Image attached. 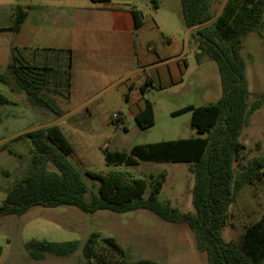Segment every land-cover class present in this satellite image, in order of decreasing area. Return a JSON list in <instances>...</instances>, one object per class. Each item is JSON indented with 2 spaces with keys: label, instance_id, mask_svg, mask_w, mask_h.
I'll use <instances>...</instances> for the list:
<instances>
[{
  "label": "trees",
  "instance_id": "1",
  "mask_svg": "<svg viewBox=\"0 0 264 264\" xmlns=\"http://www.w3.org/2000/svg\"><path fill=\"white\" fill-rule=\"evenodd\" d=\"M105 4L111 0H90ZM213 0H180L184 24L193 28L198 51L195 59L206 56L216 62L221 84L217 102L194 106L187 105L170 113L175 117L190 113V125L198 136L133 145L129 150L102 149L108 166H136L140 161L189 163L193 175L192 204L194 212H183L159 200L165 173L157 176L134 177L127 172L111 171L106 174L85 170L83 173L70 161L73 148L57 125L37 128L17 135L12 141L28 139L31 144L30 165L22 178L15 181L0 205V217L22 215L30 208L74 206L86 213L109 210L125 213L145 209L170 223H182L191 229L196 249L206 255L208 264H264V214L246 225L236 240H224L223 229L229 225L230 207L238 193L248 184L264 182V155L241 163L245 146L240 141L251 115L264 103V97L250 101L247 64L242 52V38L259 31L263 24L264 0H227L215 18ZM11 24L2 31L18 32L29 7L12 8ZM129 12L133 29L141 26L143 14L131 6ZM18 48L12 50L5 73H0V85L10 84V77L18 87L28 82L37 85L45 66L20 63ZM70 67L71 54L68 51ZM64 76L68 93L69 72ZM147 87V84H146ZM145 88V87H144ZM137 89L134 95H142ZM37 102L60 116L57 106L39 96L38 91L28 92ZM67 97V96H66ZM11 103L0 92V105ZM137 125L148 128L154 125L153 104L146 100L141 112L135 115ZM118 126L120 118L113 120ZM258 146V145H257ZM3 144L1 149H6ZM84 176L97 181L98 189L89 200ZM77 240L52 242L32 239L26 244L30 258L39 261L45 254L68 256L78 249ZM2 247L0 246V255ZM83 264H159L150 259H128L113 237L92 231L82 246Z\"/></svg>",
  "mask_w": 264,
  "mask_h": 264
},
{
  "label": "rangeland",
  "instance_id": "2",
  "mask_svg": "<svg viewBox=\"0 0 264 264\" xmlns=\"http://www.w3.org/2000/svg\"><path fill=\"white\" fill-rule=\"evenodd\" d=\"M111 1L134 6L144 16H151L162 25L172 17L170 10L181 6L180 0ZM226 1L213 0L214 15L220 14ZM84 3H89V0H0V27L11 24L12 8L16 5L29 7L30 11L41 9L43 4L60 10ZM164 27L167 31V26ZM173 29L171 28L177 35V28ZM242 45L247 64L250 101H254L264 97V17L259 31L243 36ZM187 61L183 83L147 94L148 100H153L155 124L142 129L134 119L124 117L127 131H117L107 146L109 149L129 150L133 145L163 141L167 137L179 139L198 136L190 125L189 112L175 117L170 113L187 105L199 106L217 102L221 95L220 76L216 62L206 56L197 62L194 54L189 53ZM50 78H58V95L39 96L61 107L67 98L65 78L62 76L59 81L58 73L50 75ZM0 92L11 100L9 104L0 105L1 205L8 190L15 181L23 177L30 165L29 140H12L19 134L34 130L31 127L42 123L40 111L45 107L37 102L35 96L36 99L30 95H20L19 87L12 77L9 85H0ZM240 141L245 146L242 164H246L253 157L264 155V103L251 115ZM3 144H7L6 149H1ZM78 156L81 159V155ZM69 159L82 173L85 170L102 174L120 171L134 177H148L163 172L165 181L158 195L159 200L170 203L180 211L194 212L191 192L193 175L189 171V163L140 161L136 166H108L103 154L94 151L86 160L83 158L77 161L72 156ZM84 180L88 187L85 198L89 200L97 192L98 182L87 176H84ZM263 214L264 182L244 186L230 207L229 225L222 231L223 239H238L244 227L258 220ZM92 231H100L103 236L114 237L125 245H149L151 252L159 254L165 264H208L206 255L196 249L193 232L185 224L167 222L145 209L125 213L109 210L86 213L69 205L49 208L35 206L22 215L0 217V264H83L82 246ZM32 239L52 242L77 240L79 246L71 255L60 257L45 254L43 259L34 261L26 249V244Z\"/></svg>",
  "mask_w": 264,
  "mask_h": 264
},
{
  "label": "crops",
  "instance_id": "3",
  "mask_svg": "<svg viewBox=\"0 0 264 264\" xmlns=\"http://www.w3.org/2000/svg\"><path fill=\"white\" fill-rule=\"evenodd\" d=\"M130 7L90 0L60 10L43 4L42 10H28L18 32H0V73L7 71L14 48L19 49L21 64L47 68L40 71L44 74L40 84L20 86V95L35 90L57 96L58 78L53 80L50 75L68 70L67 98L58 107L61 115L45 108L40 111L42 123L31 128L59 126L77 161L88 159L93 151L102 154L117 131H127L124 117L135 120L148 93L183 83L188 54L195 56L198 51L194 29L185 26L181 6L170 10L172 17L163 22L167 31L158 20L144 15L141 26L134 30ZM171 28H177L178 34ZM137 89L145 92L136 96ZM114 113L120 118L118 126L112 119ZM119 244L132 261L150 259L165 264L149 245Z\"/></svg>",
  "mask_w": 264,
  "mask_h": 264
},
{
  "label": "built area",
  "instance_id": "4",
  "mask_svg": "<svg viewBox=\"0 0 264 264\" xmlns=\"http://www.w3.org/2000/svg\"><path fill=\"white\" fill-rule=\"evenodd\" d=\"M118 117V114L117 113H114L113 115H112V119H116Z\"/></svg>",
  "mask_w": 264,
  "mask_h": 264
},
{
  "label": "water",
  "instance_id": "5",
  "mask_svg": "<svg viewBox=\"0 0 264 264\" xmlns=\"http://www.w3.org/2000/svg\"><path fill=\"white\" fill-rule=\"evenodd\" d=\"M148 101L152 103L153 100L151 99V100H148Z\"/></svg>",
  "mask_w": 264,
  "mask_h": 264
}]
</instances>
